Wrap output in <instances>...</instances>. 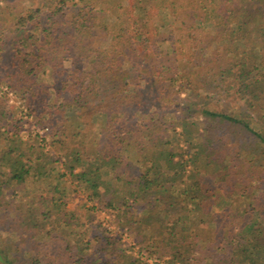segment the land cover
Masks as SVG:
<instances>
[{
    "label": "rangeland",
    "instance_id": "obj_1",
    "mask_svg": "<svg viewBox=\"0 0 264 264\" xmlns=\"http://www.w3.org/2000/svg\"><path fill=\"white\" fill-rule=\"evenodd\" d=\"M4 1L0 0V6ZM7 1L12 4L18 2L31 9L39 6L38 0ZM77 12L73 7L68 15ZM48 16V12H44L27 28L7 31L0 38V78L12 77L16 81L11 84L6 80L4 86L10 88V93L0 100L6 114L3 132L10 136L18 135L24 144L38 147L40 141L47 158L43 163L44 182L29 179L21 186L9 185L0 200V245L5 253L10 254L16 264L67 263L68 257L81 255L80 248L74 246L78 242L75 239H78L80 245L89 247L86 255L84 253L86 264H101L106 260L114 262L120 254H128L141 264H170L171 220L185 214L186 195L195 180L201 184L205 195L203 209L193 214L187 229L180 224L176 231L180 237L191 235L198 239L199 249L195 252L193 264H264V112H255L247 102L240 100L234 83L241 68L257 58L264 63V34L245 40L239 50L244 55L240 59L234 58L237 60L232 65L227 59L224 66L215 67L216 62H211L214 59L212 52L197 54L186 66L182 88L181 85H163L154 90L142 88L140 94L130 92L127 95L110 83H104L95 86L88 101L80 97L74 102L75 74L80 68L86 70L88 67L79 56L71 55L69 61L59 68L53 65L38 68L37 65L42 63L31 60L25 72L19 70L20 61L15 51L17 40L33 35L39 42V48L47 46L49 36L45 30L50 28ZM158 20L164 19L159 16ZM180 20L173 18L172 23ZM173 27L179 35L180 27ZM182 31L191 33L190 27ZM169 45L172 44L167 42L164 48L168 49ZM172 47L176 49V45ZM232 47L235 46L228 49ZM173 49L165 53L155 52L152 63L169 64L174 61L177 52L175 54ZM42 56L49 59L45 53ZM36 67L34 76L29 78V70ZM76 110L86 111L91 119H79L74 114ZM105 111H112L120 122L142 120L148 124L152 120L171 138L176 132L177 142L185 141L184 121L198 123L199 136L206 149L202 157L208 159V167L192 165L187 174L174 180V188L158 189L147 196L142 205L125 206L123 210L128 217L119 220L118 211L107 209V203H115L118 195L115 192L111 194L110 186L103 182L104 178L97 181L90 175L88 181L80 183L70 176L72 156L76 152L81 153L83 160H93L95 150L104 147L102 143L106 134L99 124L94 123L93 126L91 122L96 113ZM208 114L224 116V119H213ZM59 120L63 123L56 125ZM242 121H251L259 130L246 131L240 125ZM78 127L83 130L74 138ZM57 132L66 134L65 138L61 137L65 143L63 151L54 146ZM183 142L181 148L184 152L186 150L187 157L189 150ZM0 148L2 150L3 145ZM8 164L11 176L20 171L14 159ZM224 167L231 173L222 184L219 180L223 179ZM81 168L74 174L78 175ZM59 199L63 201L65 210L52 207L53 201L58 202ZM156 200L165 203H160L162 213L155 211L154 204L150 203ZM142 206H145V213L140 210ZM146 210L157 214L156 223L150 227L140 225ZM256 210L260 212L261 219L256 217ZM46 211L52 212L48 220H44L42 215ZM65 217L71 219L72 223H69L75 231L74 237H68L59 226ZM47 232H52L53 237H47ZM63 236L68 238L65 243L60 240Z\"/></svg>",
    "mask_w": 264,
    "mask_h": 264
},
{
    "label": "trees",
    "instance_id": "obj_2",
    "mask_svg": "<svg viewBox=\"0 0 264 264\" xmlns=\"http://www.w3.org/2000/svg\"><path fill=\"white\" fill-rule=\"evenodd\" d=\"M14 3L5 0L0 6V38L7 31L27 28L38 21L44 12L49 14L50 25L45 30L49 41L43 48L38 47L39 42L33 35L17 40L15 51L20 61V72L27 70L31 60L42 63L37 65L38 68L47 65L59 68L69 61L71 55L79 56L83 63L88 64L86 70L80 68L75 74L74 102L80 97L88 101L95 86L104 83H110L127 95L130 92L140 94L142 88L154 90L163 85H181L182 88L186 78V66L197 54L212 52L214 59L211 62H216L215 67H220L221 64L224 66L227 59L228 64L232 65L244 55L239 50L245 40L264 34V0H38L39 6L36 9ZM73 7L78 10L77 14L68 15ZM159 16L164 20H158ZM173 18L181 20L175 24L172 23ZM174 25L180 27L179 35L174 32ZM186 27H190V34L182 31ZM167 42L176 45V49L172 45L165 49ZM230 46L235 47L230 50ZM172 49L175 54L177 52L174 61L169 64L152 63L155 52L165 53ZM42 53L49 55V59L45 60ZM37 67L29 70V78ZM11 78H0V100L10 93V88L4 86L6 80L11 84L16 83ZM234 83L237 84L238 98L247 102L255 112L263 113L264 63L257 58L241 68ZM79 93V97H76ZM121 101L123 103L124 98ZM3 112V106L0 105V147L3 145L2 150L0 148V200L9 185L21 186L29 179L44 182L46 175L43 163L47 159L40 141L38 147L24 144L18 135L10 136L8 132H3L6 118ZM74 114L84 121L91 119L86 111L76 110ZM95 115L91 123L93 126L94 123L99 124L103 134H106L102 143L104 147L95 150L93 160H83L81 153L76 152L72 156L70 176L80 183L88 181L90 175L95 176L97 181L104 178L103 182L106 181L110 186L111 194L115 192L118 195L115 203H107V209L118 211L119 220L128 217V213L123 210L125 206L142 205L146 197L158 189L174 188V180L187 174V169L192 165L208 167V159L202 157L206 149L204 140L199 136L200 125L196 122H183L185 141L177 142L176 132L171 138L164 128L152 120L148 124L142 120L120 122L112 111L98 112ZM207 116L224 119L220 115ZM57 122L56 125L63 123L62 120ZM86 122L91 126L89 121ZM240 125L249 132L259 130L251 121H242ZM77 130L78 134L74 138L83 129L78 127ZM65 135L57 132L54 136L57 139L54 140V146L59 151H63L65 146L61 138H65ZM66 138L72 139L71 136ZM182 142L188 147L187 157L186 150L184 152L181 148ZM11 159L20 166V171L13 176L7 169ZM80 167L81 172L75 175L74 171ZM88 167L94 169L90 171ZM230 173L231 170L224 167L223 179L219 181L224 184V179L230 178ZM192 185L193 188L186 195L188 203L183 211L185 214L179 219L172 217L171 220L170 264H193L195 252L199 249L197 238L191 235L180 237L176 233L180 224L187 229L193 214L203 209L205 195L203 196L201 184L194 180ZM150 203L154 204L155 211L162 213L160 203L165 205L164 202L156 200ZM52 207L65 210L61 199L58 202L53 201ZM140 210L144 212L145 206ZM146 212L140 225L150 227L156 223L157 214H150L147 210ZM42 215L44 220H48L52 217V212L46 211ZM256 217L262 218L260 212H257ZM70 220L65 217L59 226L67 232L68 237H74L75 231L69 223ZM46 236L53 237V233L47 232ZM67 239L65 236L61 237V243H65ZM75 240L78 242L74 246L80 248L81 255L68 257L67 263L62 261L61 264H86L85 255L89 247L82 246L78 239ZM39 245L37 247L41 249ZM0 264H16L15 259L6 254L1 245ZM101 264L141 263L128 254H120L117 261L106 260Z\"/></svg>",
    "mask_w": 264,
    "mask_h": 264
}]
</instances>
